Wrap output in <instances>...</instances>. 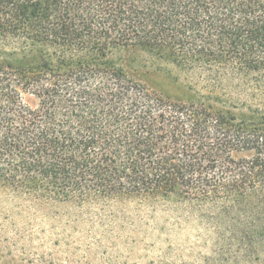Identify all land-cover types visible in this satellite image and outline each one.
I'll return each instance as SVG.
<instances>
[{
    "label": "trees",
    "instance_id": "1",
    "mask_svg": "<svg viewBox=\"0 0 264 264\" xmlns=\"http://www.w3.org/2000/svg\"><path fill=\"white\" fill-rule=\"evenodd\" d=\"M2 189L203 203L264 245V0H0Z\"/></svg>",
    "mask_w": 264,
    "mask_h": 264
},
{
    "label": "rangeland",
    "instance_id": "2",
    "mask_svg": "<svg viewBox=\"0 0 264 264\" xmlns=\"http://www.w3.org/2000/svg\"><path fill=\"white\" fill-rule=\"evenodd\" d=\"M140 62L146 67L138 74L148 86L184 98L171 76L149 68L145 55ZM17 195L0 190V263L264 264V245H244L249 239L229 233L203 203L126 198L80 204Z\"/></svg>",
    "mask_w": 264,
    "mask_h": 264
}]
</instances>
